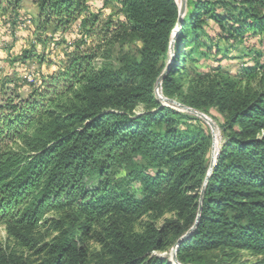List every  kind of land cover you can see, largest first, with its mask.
<instances>
[{
  "label": "trees",
  "instance_id": "16d2710c",
  "mask_svg": "<svg viewBox=\"0 0 264 264\" xmlns=\"http://www.w3.org/2000/svg\"><path fill=\"white\" fill-rule=\"evenodd\" d=\"M97 1L115 3L116 13L93 38L100 12L87 0H32L39 33L76 29L81 42L94 40L70 51L28 99L0 103V225L35 256L0 251V264H172L156 254L181 239L179 264H211L212 252L264 255L263 54L235 74L189 72L212 49L218 55L221 42L264 34V0H190L167 66L175 0ZM22 3L0 0V20H15ZM209 23L218 32L206 42ZM132 43L135 54L113 58L116 45ZM164 70L163 97L221 117L223 144L208 178L210 132L156 99ZM145 216L161 224L135 231ZM41 229L52 237L37 239ZM86 240L99 245L95 256Z\"/></svg>",
  "mask_w": 264,
  "mask_h": 264
},
{
  "label": "rangeland",
  "instance_id": "374dc122",
  "mask_svg": "<svg viewBox=\"0 0 264 264\" xmlns=\"http://www.w3.org/2000/svg\"><path fill=\"white\" fill-rule=\"evenodd\" d=\"M189 1L190 0H185V10L182 19L185 17L188 11L187 5ZM87 2L90 6V10L93 13L100 12V15L97 19V22L93 26L94 29L92 31L94 35L93 38H95L96 36L103 35L105 33L103 30H107V20L109 17L112 18L115 16L116 4L110 2L107 6H105V8L102 9L101 3L97 0H87ZM176 4L178 7H180L181 0L176 2ZM36 15L37 10L32 4V0H23L22 8L18 12L15 20H0V103L8 98H15V96H19L22 99H28L32 90H38L42 78L55 75L60 69L63 68L67 60L66 57L70 51L75 50L78 45H81L80 48L82 50L92 47V40L94 39L86 38L81 42V37L79 36L78 30L76 29L71 30L63 36L60 34L53 35L50 31L45 34L39 33L36 30ZM178 30L179 29H176L172 33L169 43L166 66L169 65L173 60V44ZM109 31L112 30L110 29ZM217 32V28L213 24L209 23V26L205 27L206 35L203 37V40L207 42L208 38L214 37ZM38 40H46V45L42 47V45L38 43ZM219 46L220 51L218 55H215L216 51L215 49H212L211 52L213 56H210L208 59L198 61L193 65H189L191 77L194 76L197 71L217 66L228 69L231 74H235L240 70V68L252 66V61L249 56H252L253 53L263 54L262 62H264V34L253 35L250 32L245 35L242 43L239 45H229V43L221 42ZM138 48L139 44L137 43L116 45L113 48V58H116L121 52L135 54ZM25 53H27L28 56L36 55L39 57L24 59L23 56ZM156 94L157 91L155 85V97ZM158 94L162 98H165L162 95L161 89L159 90ZM158 101L163 106L165 105L160 100ZM173 101L180 104L176 100ZM165 107H169L177 112L196 117L195 115L189 112H184L177 106L171 104H166ZM140 111L141 109L137 110V112ZM203 115L213 125V127H210L204 120L196 117L202 122L211 135V146L206 157V164L209 169L213 159H215L223 144V138L219 127V124L222 123V120L215 111H211L209 115ZM48 217H51V215ZM149 223H154L156 226H159L161 221L152 222L150 217L145 216L137 221V223L134 225V230L142 231L143 228ZM51 237V233L46 229H41L36 233V238L41 241H47ZM85 245L88 246L93 256H95L100 250L99 245H97V243L94 241L86 240ZM173 249L174 247L170 248L168 252L158 253L156 255L160 257H167L169 261L174 264L171 259ZM0 251L15 252L25 257L29 262L35 261L33 252L18 247L7 235L5 228L1 225ZM207 258L211 264H231L243 262L255 263L257 261L263 260L264 255L254 256L246 252H241L233 253L229 259H226L222 257L220 253L212 252L208 254Z\"/></svg>",
  "mask_w": 264,
  "mask_h": 264
},
{
  "label": "water",
  "instance_id": "95a60500",
  "mask_svg": "<svg viewBox=\"0 0 264 264\" xmlns=\"http://www.w3.org/2000/svg\"><path fill=\"white\" fill-rule=\"evenodd\" d=\"M184 10H185V0H182L180 7H178V23H177V28H176V29H179L180 26H181V20H182L183 14H184ZM165 73H166V70H164V71L162 72V74L159 76V78H158V80H157V83H156V91H157L156 98H157L158 100H160L162 103H164L165 105H166V104H171V105L177 106L179 109H181V110L184 111V112H189V113L195 115L196 117H198V118L204 120V121H205L210 127H213V125L210 123V121H209V120H208L203 114H201V113H199V112H197V111H195V110H192V109H190V108L184 107V106H182V105L176 103V102L173 101V100H168V99L162 98V97L158 94L159 90L161 89V82H162V79H163L162 77H163V75H164ZM165 105H164V106H165ZM217 156H218V153H217L215 159H213V161H212V163H211V165H210V167H209V169H208L207 177H206V178H208V176L211 174V172H212V170H213V167H214V165H215V162H216ZM205 182H206V179H205ZM205 182H204V184H203V186H202L201 194H202L203 191H204ZM199 203H200V199H199ZM186 236H187V235H186ZM181 241H182V239L179 240V241L177 242V244H176V246L174 247V249H173V251H172V254H171V259H172V261L174 262V264H178V262H177V260H176V249H177V247L179 246V244H180Z\"/></svg>",
  "mask_w": 264,
  "mask_h": 264
},
{
  "label": "bare ground",
  "instance_id": "6f19581e",
  "mask_svg": "<svg viewBox=\"0 0 264 264\" xmlns=\"http://www.w3.org/2000/svg\"><path fill=\"white\" fill-rule=\"evenodd\" d=\"M176 2H179V0H176ZM181 2H182V0H181ZM216 149V148H215Z\"/></svg>",
  "mask_w": 264,
  "mask_h": 264
}]
</instances>
